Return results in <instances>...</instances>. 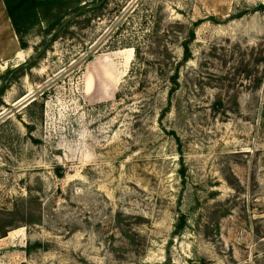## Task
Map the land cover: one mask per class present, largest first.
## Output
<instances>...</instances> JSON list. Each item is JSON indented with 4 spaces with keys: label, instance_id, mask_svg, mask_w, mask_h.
I'll use <instances>...</instances> for the list:
<instances>
[{
    "label": "rangeland",
    "instance_id": "rangeland-1",
    "mask_svg": "<svg viewBox=\"0 0 264 264\" xmlns=\"http://www.w3.org/2000/svg\"><path fill=\"white\" fill-rule=\"evenodd\" d=\"M107 1L0 71V264H264V0Z\"/></svg>",
    "mask_w": 264,
    "mask_h": 264
},
{
    "label": "trees",
    "instance_id": "trees-1",
    "mask_svg": "<svg viewBox=\"0 0 264 264\" xmlns=\"http://www.w3.org/2000/svg\"><path fill=\"white\" fill-rule=\"evenodd\" d=\"M4 2L7 7L8 13L11 17V20L13 22V25L15 27V30L19 36L21 47L23 49L29 47V42L27 40V37L34 29L40 27L42 28L41 30L43 35L48 36L62 25L63 23L62 21L65 19L66 16L72 14L71 11L61 12L62 7L66 5L68 2L72 3V1L65 2V1H38V0H4ZM81 2L82 0L73 1L71 5L79 4ZM107 2L108 1H106L104 4L100 6L90 8L89 12L91 11L92 13L98 14L99 11L102 10V8L105 6ZM48 15L50 16L48 17ZM44 17H48L46 28L43 27ZM63 32L64 30H62V33ZM60 34L61 33L55 34L53 40H56L60 36ZM193 39H194V31L190 30V37L185 43V55L182 62L188 61V59L191 56L189 44ZM34 66H36V63H32L28 66L21 65L15 69L8 68L4 72V76L6 77L11 76V79H17L22 76H25L27 74V69H30ZM178 77H179V69L176 68L174 73L170 77L171 80L173 81V84L175 85L172 88L171 93H173L179 85ZM6 87L0 88V95L4 92ZM181 174L183 176H186V171L184 166L181 169ZM15 211L16 210H10L7 211V213L5 214L0 212V238L6 236L8 231L14 228L15 219H13V217L17 214ZM184 222H185V217L182 215L181 221L177 227V232H180L184 228ZM37 245L41 246L40 243H38Z\"/></svg>",
    "mask_w": 264,
    "mask_h": 264
},
{
    "label": "crops",
    "instance_id": "crops-1",
    "mask_svg": "<svg viewBox=\"0 0 264 264\" xmlns=\"http://www.w3.org/2000/svg\"><path fill=\"white\" fill-rule=\"evenodd\" d=\"M38 1H77V0H38ZM68 2L66 5L72 4ZM26 49L21 47L19 36L15 30L4 0H0V71L8 69L16 62L19 67L25 61Z\"/></svg>",
    "mask_w": 264,
    "mask_h": 264
},
{
    "label": "water",
    "instance_id": "water-1",
    "mask_svg": "<svg viewBox=\"0 0 264 264\" xmlns=\"http://www.w3.org/2000/svg\"><path fill=\"white\" fill-rule=\"evenodd\" d=\"M107 0H100L97 4H95L92 7H96V6H100L102 4H104ZM83 9H81L79 12H81ZM79 12H77L76 14H74L72 17H70L64 24H62L58 29H56L53 33L56 34L61 27L65 26L73 17H75ZM18 68V67H17Z\"/></svg>",
    "mask_w": 264,
    "mask_h": 264
}]
</instances>
